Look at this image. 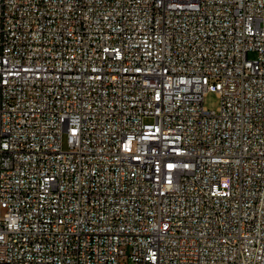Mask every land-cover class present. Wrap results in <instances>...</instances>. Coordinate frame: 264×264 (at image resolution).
Instances as JSON below:
<instances>
[{"label": "built area", "instance_id": "built-area-1", "mask_svg": "<svg viewBox=\"0 0 264 264\" xmlns=\"http://www.w3.org/2000/svg\"><path fill=\"white\" fill-rule=\"evenodd\" d=\"M0 264H264V0H0Z\"/></svg>", "mask_w": 264, "mask_h": 264}, {"label": "rangeland", "instance_id": "rangeland-1", "mask_svg": "<svg viewBox=\"0 0 264 264\" xmlns=\"http://www.w3.org/2000/svg\"><path fill=\"white\" fill-rule=\"evenodd\" d=\"M249 58L250 59H255L256 58V54L254 52H250L249 53ZM205 106L207 108H209L210 110L218 109V107L220 106V99H219L218 95L216 93H209L207 95V97L205 98ZM63 145H64V149L65 150L69 149L66 136H64Z\"/></svg>", "mask_w": 264, "mask_h": 264}]
</instances>
